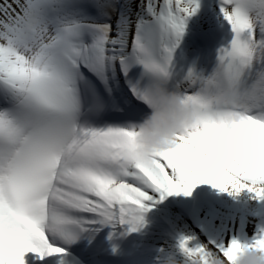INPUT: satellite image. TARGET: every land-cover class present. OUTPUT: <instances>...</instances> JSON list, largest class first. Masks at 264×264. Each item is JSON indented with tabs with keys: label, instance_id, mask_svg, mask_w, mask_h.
Segmentation results:
<instances>
[{
	"label": "snow or ice",
	"instance_id": "snow-or-ice-1",
	"mask_svg": "<svg viewBox=\"0 0 264 264\" xmlns=\"http://www.w3.org/2000/svg\"><path fill=\"white\" fill-rule=\"evenodd\" d=\"M219 5L231 39L207 76L190 68L170 90L196 0H0V264L63 256L105 227L137 232L147 204L202 184L264 200V0ZM156 83L194 124L142 159L127 138ZM175 248L181 260L160 249L157 264H238L264 255V223L251 242L181 235Z\"/></svg>",
	"mask_w": 264,
	"mask_h": 264
},
{
	"label": "bare ground",
	"instance_id": "bare-ground-1",
	"mask_svg": "<svg viewBox=\"0 0 264 264\" xmlns=\"http://www.w3.org/2000/svg\"><path fill=\"white\" fill-rule=\"evenodd\" d=\"M196 3L198 5L196 12L186 20L184 36L181 38L184 42L181 51L180 47L175 50L178 53L175 74L178 75H186L188 70L199 61L189 53L191 49L187 43L189 37L196 36L205 42L218 43L215 49L217 50L221 47L224 36L229 32L219 18L218 0H196ZM205 29L207 32H204ZM152 195L154 200H158L156 194ZM174 196L180 209L165 210L160 208L158 203L146 205L150 210L145 213L144 227L137 232L138 234L134 233L135 235L132 236L133 243L138 249L133 253L131 264H157L160 249L174 254L181 260L175 248L178 236H193L197 242L205 241L194 226L205 232L206 238L221 236L246 243L251 242L257 227L264 223V200L253 199L252 194L247 191H242L238 196H231L211 185L202 184L194 188L190 196L183 194ZM184 212L188 215L186 216ZM163 224H169L173 236L166 233ZM90 248L87 246L83 255L78 253V255L51 256L43 263L34 253L26 254L24 260L25 264H81L79 257H82L85 261L94 262L97 256L91 253ZM95 264L100 263L95 262Z\"/></svg>",
	"mask_w": 264,
	"mask_h": 264
},
{
	"label": "clouds",
	"instance_id": "clouds-1",
	"mask_svg": "<svg viewBox=\"0 0 264 264\" xmlns=\"http://www.w3.org/2000/svg\"><path fill=\"white\" fill-rule=\"evenodd\" d=\"M152 101L150 114L137 126L134 137L127 138L131 151L139 158H149L174 147L175 137L185 134L194 124L193 112L180 97L160 83L152 85L147 92ZM166 264H174L167 261ZM238 264H264V255L245 250Z\"/></svg>",
	"mask_w": 264,
	"mask_h": 264
}]
</instances>
